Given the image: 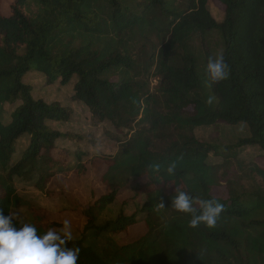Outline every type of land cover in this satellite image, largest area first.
<instances>
[{"label":"trees","instance_id":"trees-1","mask_svg":"<svg viewBox=\"0 0 264 264\" xmlns=\"http://www.w3.org/2000/svg\"><path fill=\"white\" fill-rule=\"evenodd\" d=\"M213 1L222 21L210 0H0V208L29 206L17 178L44 189L58 173L85 174L87 157L107 191L83 211L79 264H264V0ZM217 54L231 72L213 84L205 69ZM32 74L71 85L70 102L93 125L109 123L118 150L91 152L80 143L92 145V132L53 128L73 110L36 96ZM218 120L249 135L227 145L197 137ZM245 146L263 153L246 163ZM234 164L251 186L229 175ZM133 184L143 207L100 223ZM175 187L222 204L216 227H189L191 216L170 206ZM30 209L41 230L62 226Z\"/></svg>","mask_w":264,"mask_h":264},{"label":"rangeland","instance_id":"rangeland-1","mask_svg":"<svg viewBox=\"0 0 264 264\" xmlns=\"http://www.w3.org/2000/svg\"><path fill=\"white\" fill-rule=\"evenodd\" d=\"M209 7L215 19L222 21L225 14L222 7L213 0H210ZM210 38L212 43L217 39V36H211ZM26 79L36 86V96H42L47 101L60 100L73 110L70 121L52 123L53 128L62 132L71 131L81 134L92 132L95 138V142L92 145L86 142L80 143L84 149L91 150V152L114 154L118 150L117 143L106 133L107 130L114 131L109 123L105 122L99 126L93 125V120L86 107L70 102L71 85L61 86L57 83L48 85L45 82V78L37 74L28 75ZM196 135L204 141H215L227 145L234 144L239 138L248 136L249 128L246 124L231 125L223 120H218L209 127L197 128ZM66 143L71 148H74L73 145L76 142L67 140ZM262 153L258 146H245L241 147L239 156L244 162L250 163L252 159ZM210 159L212 162H222L221 157L214 153H211ZM84 160L87 164V172L85 174L78 176L58 173L44 189L36 188L31 180L17 178L15 183L18 191L27 199L29 206L17 207L14 210H18L25 220H29L30 208L41 211L46 210L50 214L49 218L51 220H59L63 223L65 219H68L72 224L74 237L76 239L81 238L86 222L83 211L95 197L107 191V186L95 175L89 158L85 157ZM241 171L237 164H234L229 175L233 178H237L240 175L243 176ZM243 180L247 186H251L253 183V180L249 177H244ZM138 186V184H133L130 188L124 190L118 199L101 214L99 222L114 220L120 213L130 214L139 211L146 202V194L142 193ZM224 188V186L219 188L218 192L220 193ZM58 214H61V216ZM56 228L58 229L59 227ZM135 231L133 230L131 235ZM107 238H101L99 244L104 245ZM118 238L120 242L131 241L130 234Z\"/></svg>","mask_w":264,"mask_h":264},{"label":"clouds","instance_id":"clouds-1","mask_svg":"<svg viewBox=\"0 0 264 264\" xmlns=\"http://www.w3.org/2000/svg\"><path fill=\"white\" fill-rule=\"evenodd\" d=\"M206 73L211 83L228 79L231 69L223 54L209 57ZM211 103V100H209ZM175 162L167 167L173 174ZM159 171V166H154ZM171 197L170 206L178 212L189 214V227L197 228L203 223L215 228L224 206L215 199H201L189 192L177 189ZM162 207L165 204L161 203ZM81 248L74 237L72 224L65 219L58 229L41 230L35 221L25 220L18 210L0 208V264H79Z\"/></svg>","mask_w":264,"mask_h":264}]
</instances>
